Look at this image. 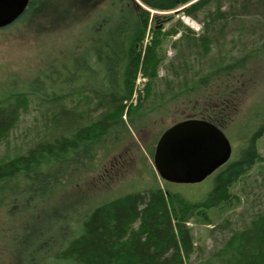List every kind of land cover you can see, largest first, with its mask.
I'll return each instance as SVG.
<instances>
[{"label":"trees","instance_id":"obj_1","mask_svg":"<svg viewBox=\"0 0 264 264\" xmlns=\"http://www.w3.org/2000/svg\"><path fill=\"white\" fill-rule=\"evenodd\" d=\"M99 1L82 59L72 51L69 60H46L44 69L29 77L27 83L0 87V143L18 123L30 95L51 114L49 131L40 143L24 154L0 160V245L9 251L18 246V264H186L193 251L187 223L201 211L227 202L229 186L253 165L257 157L254 140L264 132V110L251 108L256 110L251 121L242 119L234 126L237 139L242 140L238 149L245 150L218 171L205 199L193 203L155 182L142 192L132 189L110 199L83 202L88 207L81 212L75 208V200L67 208L76 210H65L56 223L51 218V233H30L29 243H18L20 237L15 231L31 220L34 212L55 203L53 198L78 185L79 179L97 172L117 147L131 143V129L137 131V124L142 122L139 116L130 118L135 77L141 72L149 84L157 77L163 62L158 50L181 25L177 21L161 32L171 21L167 12L191 0H112L105 10H100ZM223 1L196 0L182 9L192 18L205 12L211 24H221L220 34L229 30L225 24H243L240 56L233 63L221 64L186 90L199 94L195 98L197 114L222 130L239 101L248 97L253 86L264 84V0H227L238 7L230 5L226 10ZM89 2L75 0L66 10L70 12L67 18H75L74 22L86 16ZM141 5L163 14L151 17ZM59 11L50 9L47 19L58 20L63 16ZM148 35L150 40L144 44ZM185 38L188 47L191 41ZM214 38H201V42L209 46ZM203 45L198 48L203 50ZM86 94L82 108L63 105L74 95ZM88 106L90 110H80ZM232 235L211 261L200 264L222 260L223 255L228 261L221 264H264V213Z\"/></svg>","mask_w":264,"mask_h":264},{"label":"rangeland","instance_id":"obj_2","mask_svg":"<svg viewBox=\"0 0 264 264\" xmlns=\"http://www.w3.org/2000/svg\"><path fill=\"white\" fill-rule=\"evenodd\" d=\"M89 1L90 8L86 16L73 22L75 18L73 20L67 18L70 12L66 10L74 5L72 3L75 0H29L27 8L16 21L0 29V87L12 82L25 84L39 69H44L46 60L51 63L69 60L72 51L76 50V55L79 54L78 57L82 59L85 53L83 48L85 38L90 32L98 10L96 0ZM195 1L191 0L179 7L181 10L176 13L167 12L172 16L171 21L161 32L169 30L177 21L181 25L173 36L165 40L162 50H158L163 54V62L156 72L157 77L150 81V84L148 78L141 72L135 77L132 104L129 108H132L130 118L139 116L142 122L137 124V131L131 129L133 131L131 143L127 142L128 144L124 143L117 147V152L111 157L106 156L104 164L99 165L97 172H92L86 179H79L78 185L59 192L53 198L57 199L55 203L51 202L47 207L34 212L33 218L20 230L15 231L20 237L18 243H29L30 233H34L35 236L37 232L41 235L51 233L54 228L53 226L48 231L51 218L56 223L65 210L73 211L74 208L67 207L75 200L74 206L81 212L88 207L83 205V202L90 204L94 199H110L124 195L132 189L142 192L155 182L163 189L179 194L193 203L205 199L211 192L217 173L200 183L165 184L155 174L152 164L154 148L161 133L178 120L199 110L194 109L198 103L195 98H199V94L186 93L187 88L198 84L199 79L205 78L210 71H216L221 64L233 63L234 58L240 56L243 24H225V28L229 30L220 34L221 24H211L210 20L205 18V12L196 13L194 18L182 12L183 8ZM111 2L112 0L99 1L100 10L109 8ZM230 5L238 7L235 2L223 1L224 10ZM77 7L80 8V4ZM140 7L149 11L151 17L163 14L156 13L144 5ZM31 8L33 9L30 10ZM55 8L60 9L59 13L63 16L51 22L46 16L50 9ZM210 31H213V36ZM186 36L191 41L188 47L184 40ZM211 37H215L213 44L209 46L202 44L201 38L208 40ZM149 40L148 35L144 39V44ZM201 45L204 46L203 50L198 48H202ZM86 96L87 94L74 95L65 100L63 105L68 109L82 108ZM27 103L7 140L0 143V160L24 154L40 143L49 131L51 114L45 112L46 105H42L33 95L28 97ZM263 104L264 84L253 86L248 97L239 101L235 114L228 118L227 123L224 122L223 131L233 147L230 161H235L245 150L238 149L242 140L237 139L238 132L234 126L241 123L242 119L245 121L248 118V121H251L256 110L250 109L256 107L257 111L261 112L264 110ZM87 109L90 110V107L80 110ZM123 118L125 119V116ZM254 148L257 157L253 165L229 186L228 201L215 208L201 211L200 215L194 216L187 223L192 235L193 251L186 264L211 261L213 254L226 245L235 231L248 227L256 217L264 213V132L254 140ZM75 181L76 178L73 182ZM18 255V246L9 251L0 245V264H18ZM222 257V260L215 259L211 264L228 261L226 255Z\"/></svg>","mask_w":264,"mask_h":264},{"label":"water","instance_id":"obj_3","mask_svg":"<svg viewBox=\"0 0 264 264\" xmlns=\"http://www.w3.org/2000/svg\"><path fill=\"white\" fill-rule=\"evenodd\" d=\"M29 0H0V28L12 24ZM231 145L214 125L201 120L179 122L159 137L153 166L165 182L195 184L204 181L230 158Z\"/></svg>","mask_w":264,"mask_h":264},{"label":"flooded vegetation","instance_id":"obj_4","mask_svg":"<svg viewBox=\"0 0 264 264\" xmlns=\"http://www.w3.org/2000/svg\"><path fill=\"white\" fill-rule=\"evenodd\" d=\"M194 109H198V106H196ZM203 116L202 115H198V114H196V113H194V114H191V115H188L187 117H184V119H189V118H196V119H202V120H206V119H203L202 118ZM183 119V120H184ZM214 124V123H213ZM215 125V124H214ZM217 126V125H216ZM218 127V126H217ZM221 129V128H220ZM230 163V162H229ZM228 163V164H229ZM227 164V165H228ZM226 166V165H225Z\"/></svg>","mask_w":264,"mask_h":264}]
</instances>
